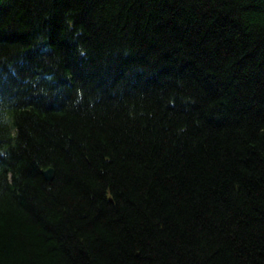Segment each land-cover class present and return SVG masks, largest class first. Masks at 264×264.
<instances>
[{
	"label": "trees",
	"instance_id": "16d2710c",
	"mask_svg": "<svg viewBox=\"0 0 264 264\" xmlns=\"http://www.w3.org/2000/svg\"><path fill=\"white\" fill-rule=\"evenodd\" d=\"M0 264H264V0H0Z\"/></svg>",
	"mask_w": 264,
	"mask_h": 264
},
{
	"label": "water",
	"instance_id": "95a60500",
	"mask_svg": "<svg viewBox=\"0 0 264 264\" xmlns=\"http://www.w3.org/2000/svg\"><path fill=\"white\" fill-rule=\"evenodd\" d=\"M44 174H45V176H46V178L48 180H52L53 177H54V169L53 168H49V169L44 171Z\"/></svg>",
	"mask_w": 264,
	"mask_h": 264
}]
</instances>
